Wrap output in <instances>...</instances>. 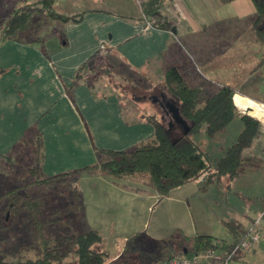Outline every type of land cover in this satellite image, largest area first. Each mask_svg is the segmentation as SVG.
Segmentation results:
<instances>
[{
	"label": "crops",
	"instance_id": "obj_1",
	"mask_svg": "<svg viewBox=\"0 0 264 264\" xmlns=\"http://www.w3.org/2000/svg\"><path fill=\"white\" fill-rule=\"evenodd\" d=\"M38 1L0 0V163L15 157L28 165L31 152L22 140L41 133L43 170L49 175L95 162L97 147L128 150L154 136L149 120L125 112L117 87L75 81L84 63L108 64L111 57L133 73H154L170 55L179 56L176 35L189 39V34L213 27L230 32L255 11L251 0H166L163 10L178 14L174 32L145 26L143 0H57L59 13L82 14L81 19L61 23L62 31L51 37L32 35L31 27L4 37L14 12ZM232 47L231 42L224 55ZM226 70L210 68L214 75ZM228 144L232 143L223 145L221 155ZM261 159L263 166L248 168L234 179L225 177L204 187V174L165 197L147 181L120 184L83 171L79 184L84 231L94 229L103 235L102 246L110 254L107 264H125L121 258L127 253L143 259V264H165L168 257L184 254L186 240L196 234L231 240L227 222L244 235L259 220L261 239L252 250H237L229 263L258 264L264 251ZM8 176L0 167V193L9 186ZM20 218L29 224L28 212Z\"/></svg>",
	"mask_w": 264,
	"mask_h": 264
},
{
	"label": "trees",
	"instance_id": "obj_2",
	"mask_svg": "<svg viewBox=\"0 0 264 264\" xmlns=\"http://www.w3.org/2000/svg\"><path fill=\"white\" fill-rule=\"evenodd\" d=\"M56 1L39 0L32 4L31 8L16 10L4 31V37H13L20 31L28 29L36 10L48 13V16L60 23L81 19L82 14L59 13L55 9ZM221 1L228 3L233 0ZM251 1L255 11L248 17L247 24H250L255 39L264 45V0ZM165 2L166 0H143L144 18H154V27L175 32L174 20L163 10ZM261 62L264 64V54ZM91 65L90 61L84 63L78 70L75 81L89 79L91 84L96 83L98 79L101 80L103 77H95L97 78L95 80L88 77L86 69ZM164 82L171 94L168 98L175 100L181 116L187 123L186 130L181 124L170 127V121L166 125L165 114L171 112L161 105L160 101H163L161 96L158 101L165 111L163 117L160 119L154 114L144 116L154 126L152 138L143 140L128 150L97 147L95 162L54 175H49L43 170L42 134L23 138L22 143L31 149L33 156L34 163L28 171L34 179L15 186L9 185L0 193V228L3 230L10 227L20 219L23 212H28L30 225L38 234V246L35 248L38 247L39 252L35 258L20 254L9 259L6 253L0 251V264H107L110 254L104 250L102 246L104 237L97 230L89 229L68 237L74 246L76 256L74 261L66 260L67 252L64 251L62 242L45 235L46 225L51 222L44 219L45 206L48 204L47 187L66 181L68 178L74 179L69 206L76 216L82 215L84 197L78 179L83 171L102 175L120 184L129 180L147 181L161 197H165L174 189L204 174L207 176L204 187H207L212 183L221 182L225 177L234 179L248 168L263 166L259 162H254L252 157L254 154L249 152L251 151L249 149L256 147V142L264 133L263 124L255 117L264 116L261 112L250 109L242 111L252 116L242 113L239 108L243 103V95L236 94V89L220 83L216 88H211L210 92L208 90L209 95H205L206 89L203 84L191 83L186 74L175 65L166 68ZM237 118L242 122L243 128L237 139L225 149L223 155L211 159L194 141L193 135L202 131H205L209 138H214L225 131ZM31 185L36 186L35 193L31 192ZM226 225L232 233L231 240L215 238L208 234H196L186 240L184 254L170 256L164 260V263L169 264V260L177 257L186 258L192 264H213L215 260L203 256L209 249L222 253L224 259L230 257L231 261L244 235L233 223L227 222ZM22 249L26 247L23 246ZM24 252L30 253L32 248H27ZM125 260L126 258L123 261Z\"/></svg>",
	"mask_w": 264,
	"mask_h": 264
},
{
	"label": "rangeland",
	"instance_id": "obj_3",
	"mask_svg": "<svg viewBox=\"0 0 264 264\" xmlns=\"http://www.w3.org/2000/svg\"><path fill=\"white\" fill-rule=\"evenodd\" d=\"M166 9L168 10V8ZM167 10H165L166 14L169 18L173 19L176 24L178 14L171 13ZM34 12L33 21L30 26L32 35L51 37L55 33L59 34L62 31L61 23L48 16V13L37 10ZM2 17L4 18V16ZM247 21L248 19L239 20L236 22V25H233L230 32L213 27L203 31V33L199 35L191 33L189 34V39L180 38L175 33L176 42L181 49L179 51V56L178 54L170 55L168 60H164L163 65L160 64V66H156L159 67L154 73H133L127 70L123 64H119L117 60L115 61V59L110 57V62L108 64H97L94 61L91 67L86 69L87 75L90 78H94V80L97 79L95 77H103L101 80H97L96 84H103L106 87L110 86L111 89H113L114 86L117 87L125 112H128L127 114L129 116L133 115L132 117L137 118L151 114L156 115L160 119L163 117V113L165 112L163 111L164 108L160 105V102L154 100L153 97L157 96L161 98L162 93H166L168 97H171L164 82L166 68L171 65L179 67L180 70L186 74L191 83L203 84L206 89L205 95H209L211 88H216L217 85L223 83L236 89L237 93L264 105V64L261 62V58L264 54V45L255 39L250 24H247ZM197 42L199 46L196 47L194 43ZM231 42L233 43L231 51H227V54L224 55L227 46ZM209 59H211V62H209ZM223 67L227 68L224 75L222 73L219 75L218 72H214L217 73V75H214L210 72V68L223 69ZM221 72H223V70H221ZM165 108L167 110L169 109V107ZM241 112L251 115L242 110ZM255 118L261 121L264 130V117ZM172 119L171 113L165 114L164 122L166 125L167 122ZM173 122L174 125L179 124L174 119ZM241 125L242 122L237 118L225 131H223L224 133L222 135L219 134L214 138H209L205 131H202L193 135V139L211 159H215L217 156L221 155L220 151L225 143H233L237 139L243 128V126L239 128ZM233 138L234 140H232ZM255 146L254 149L251 147V149H249L251 151L249 152L254 154L255 157L252 156L254 162L258 163L261 157H264L260 153L264 146V133L256 142ZM28 150L31 151L30 148H28ZM33 163V156L31 154V160L28 165L24 161L16 160L14 157L13 161L5 160V162H1L0 167L1 170L9 175L7 183L10 186H15L21 183L31 182L34 179L28 171ZM213 165L214 163H212V166ZM73 185L74 179L68 178L66 181L47 187L48 204L45 206L44 218L47 221H51L46 225L45 235L53 238L55 241L57 240L63 243L64 251L67 252L66 260L68 261H74L76 259L74 246L70 243L68 237L74 236L79 232H84L85 227L84 213L76 216L69 206V198ZM36 189L35 185L30 186L31 192L33 191L35 193ZM258 223L259 220H256L250 230L244 234L245 236L255 234L258 236L257 239L255 240V235H252L254 236L252 239V236H250V243H247L237 250L242 249L249 251L254 248L262 237L261 231L256 227ZM250 231H253V233L249 234ZM23 246L26 247V249L32 248V252L25 253L24 251H26V249L23 250ZM36 246H38V234L30 225V221L29 224H27L24 219L20 218L8 228L3 230L0 228V251L6 253L7 258L11 259L20 254L31 255L35 258L38 255L37 252H39L38 247L35 248ZM181 248L182 247H180V249ZM261 253L262 255L258 259V264H264V251ZM124 257L126 260L123 261L125 258L122 257L121 261L125 262V264H143L144 261L143 259H132V253H127ZM231 259H235V256ZM250 262L253 263V260L249 262L240 261L241 264H251ZM229 263L230 260L227 261L226 264ZM213 264L223 263H221L220 260H216L213 261Z\"/></svg>",
	"mask_w": 264,
	"mask_h": 264
},
{
	"label": "built area",
	"instance_id": "obj_4",
	"mask_svg": "<svg viewBox=\"0 0 264 264\" xmlns=\"http://www.w3.org/2000/svg\"><path fill=\"white\" fill-rule=\"evenodd\" d=\"M145 19V26L147 27H154V22L155 19L154 18H144ZM253 233V231H250L249 234ZM255 235V234H251L250 236ZM250 236H245L242 238L241 243L236 247V248H241L243 246H245L247 243H250L249 238ZM256 237L252 236L251 239L254 237L255 240L257 239V235H255ZM234 253V252H233ZM204 257L213 259V260H220L221 263H227V261H229V258L224 259L222 253H217L216 250L214 249H209L207 250L206 254L203 255ZM197 263V262H196ZM225 263V264H226ZM169 264H192L190 260L186 259V258H177V257H173L171 260H169Z\"/></svg>",
	"mask_w": 264,
	"mask_h": 264
},
{
	"label": "water",
	"instance_id": "obj_5",
	"mask_svg": "<svg viewBox=\"0 0 264 264\" xmlns=\"http://www.w3.org/2000/svg\"><path fill=\"white\" fill-rule=\"evenodd\" d=\"M164 103L166 106L169 107V111L172 113L173 119L177 123L181 124L183 126V128L186 130L187 129V123L185 122V120L181 116V114L179 112V107L176 105L175 100L172 98H168L166 96H163V101H161V105H164ZM173 119L170 120V122H169L170 127L174 125Z\"/></svg>",
	"mask_w": 264,
	"mask_h": 264
},
{
	"label": "bare ground",
	"instance_id": "obj_6",
	"mask_svg": "<svg viewBox=\"0 0 264 264\" xmlns=\"http://www.w3.org/2000/svg\"><path fill=\"white\" fill-rule=\"evenodd\" d=\"M242 101H243L242 106L239 109H241V110H248V109L257 110V111L261 112L264 116V112H263L264 108L257 101L250 99L249 97L244 96V95H243Z\"/></svg>",
	"mask_w": 264,
	"mask_h": 264
},
{
	"label": "flooded vegetation",
	"instance_id": "obj_7",
	"mask_svg": "<svg viewBox=\"0 0 264 264\" xmlns=\"http://www.w3.org/2000/svg\"><path fill=\"white\" fill-rule=\"evenodd\" d=\"M153 98H154V100H157V101L159 100V98H158L157 96H154ZM160 102H161V101H160ZM164 106H165V107H168V106L165 105V103H164Z\"/></svg>",
	"mask_w": 264,
	"mask_h": 264
}]
</instances>
